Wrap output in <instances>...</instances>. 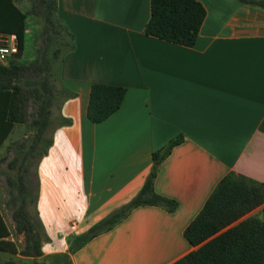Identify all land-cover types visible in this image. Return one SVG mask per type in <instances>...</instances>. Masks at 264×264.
Here are the masks:
<instances>
[{
    "label": "crops",
    "instance_id": "0c3cea01",
    "mask_svg": "<svg viewBox=\"0 0 264 264\" xmlns=\"http://www.w3.org/2000/svg\"><path fill=\"white\" fill-rule=\"evenodd\" d=\"M197 1L207 16L196 44L185 47L146 34L151 0H58L76 37L62 69L76 97L53 111V144L39 165L44 257L69 252L76 236L134 198L153 154L180 135L155 181L178 209L134 210L72 254L74 264H173L197 249L185 231L226 175L264 184V10ZM93 84L127 90L100 124L87 117ZM61 117L72 124L61 126Z\"/></svg>",
    "mask_w": 264,
    "mask_h": 264
},
{
    "label": "trees",
    "instance_id": "16d2710c",
    "mask_svg": "<svg viewBox=\"0 0 264 264\" xmlns=\"http://www.w3.org/2000/svg\"><path fill=\"white\" fill-rule=\"evenodd\" d=\"M237 1L264 10V0ZM29 2L30 9L25 12L16 0H0V36H15L18 44V53L6 64L0 62V149L17 125L36 129L27 149L19 142L9 146V153L12 151L15 156L3 172L12 189L8 205L13 208L14 230L24 237V248L20 250L17 242L10 239L13 231L0 208V252L33 260H0V264H74L72 254L114 229L134 210L155 206L173 213L178 209L177 201L156 192L155 181L161 163L174 147L184 142V136L176 137L153 154L152 170L134 198L76 236L69 252L44 257V226L38 213L39 165L53 144L52 137L48 139L46 133L52 124L54 108L60 109L67 100L76 97L64 85L62 69L66 57L77 46L75 34L59 18L58 0ZM30 16L43 21L40 44L32 62L19 64L26 49ZM206 16V8L197 0H151V18L145 32L173 44L193 47ZM126 93L122 86L93 84L88 119L95 124L109 119L120 110ZM71 124V119L60 118L61 126ZM34 158H38V163L32 172ZM6 161L7 158H0V165ZM260 208V216L248 217ZM185 238L197 249L173 264H264V184L234 172L226 175L187 227Z\"/></svg>",
    "mask_w": 264,
    "mask_h": 264
},
{
    "label": "rangeland",
    "instance_id": "374dc122",
    "mask_svg": "<svg viewBox=\"0 0 264 264\" xmlns=\"http://www.w3.org/2000/svg\"><path fill=\"white\" fill-rule=\"evenodd\" d=\"M18 6L25 12H28L30 9V2L29 0H16ZM43 30V21L40 18H36L34 16L29 17V24H28V31H27V44H26V52H24L23 58L21 60H18L17 63L19 64H28L32 62L36 57V49L37 46L40 44V41L38 40V37L40 36L41 32ZM29 58V59H26ZM29 60V61H28ZM58 108H54L55 112ZM32 108L30 109V111ZM36 135V129L32 128L31 126H19V128L16 130L14 137L12 138V141L9 146H11L15 142H19L21 144H25L27 149L29 145L32 143V140L34 139ZM46 137L49 139L52 137V127L49 128V130L46 133ZM3 158H7V161L0 165V208L4 214V217L8 224L10 225L12 231H13V238L17 242L20 248L24 247V238L21 235H17L14 228V222L12 220V207L8 205L9 200L12 196V189L8 186V183L6 181V175L3 173L6 170L7 164L10 162L11 159L14 158L15 153L10 152L8 150V153H5ZM38 163V158H34L32 160V166L31 171L34 172L36 170V166ZM14 193L16 194V189H13ZM31 212L34 213L33 207L29 208ZM261 209H258L254 212L253 216H260L261 215ZM13 259H20V256H14L10 253H4L0 252V260L7 261V260H13ZM154 262H149L148 264H153Z\"/></svg>",
    "mask_w": 264,
    "mask_h": 264
},
{
    "label": "built area",
    "instance_id": "2783aa9c",
    "mask_svg": "<svg viewBox=\"0 0 264 264\" xmlns=\"http://www.w3.org/2000/svg\"><path fill=\"white\" fill-rule=\"evenodd\" d=\"M18 53V44L15 36H0V62L6 64L9 58Z\"/></svg>",
    "mask_w": 264,
    "mask_h": 264
}]
</instances>
